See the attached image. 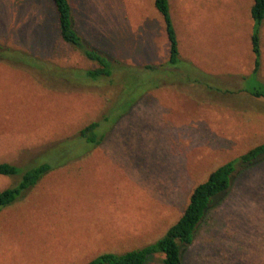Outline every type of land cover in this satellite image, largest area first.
I'll return each instance as SVG.
<instances>
[{
	"label": "rangeland",
	"instance_id": "obj_1",
	"mask_svg": "<svg viewBox=\"0 0 264 264\" xmlns=\"http://www.w3.org/2000/svg\"><path fill=\"white\" fill-rule=\"evenodd\" d=\"M68 1L84 42L107 59L135 68L166 66L168 40L154 0ZM48 2L0 0V47L86 67L57 38ZM250 4L169 0L179 57L195 69L197 56L205 57L204 68L215 66L208 84L198 73L197 84L158 78L156 70L134 73L117 98L120 75L113 85L58 87L0 62V162L19 166L100 120L115 101L121 113L146 83L160 80L88 158L51 172L0 209V264H85L102 253L142 248L177 221L191 190L213 170L264 144V98L242 90L264 85V57L261 81L222 76L219 69L245 58ZM15 183L0 176V191ZM182 253L184 264H264V157L237 166L229 190L214 199ZM161 262L156 255L146 264Z\"/></svg>",
	"mask_w": 264,
	"mask_h": 264
},
{
	"label": "trees",
	"instance_id": "obj_2",
	"mask_svg": "<svg viewBox=\"0 0 264 264\" xmlns=\"http://www.w3.org/2000/svg\"><path fill=\"white\" fill-rule=\"evenodd\" d=\"M48 1L52 10L57 38L62 46L76 53L86 63V67L60 65L54 59H43L30 49H21L13 45L0 47V62L33 71L41 82L46 79L45 82L50 86L57 85L58 87L76 88L98 83L113 85L114 80L119 78L116 76L120 75L123 84L117 98L124 96L126 88H128L125 79L133 77L134 73L142 74V72L156 70L157 73H161L158 78L164 76L186 83H199L197 69L179 57L178 41L172 23L169 0H154V7L161 16L168 40V61L162 68L152 66L135 68L112 62L84 42L75 28L68 0ZM250 17L252 20L251 50L254 57V68L250 77H256L260 68V28L264 22V0H253ZM184 66L189 70L187 71ZM183 68L184 71L181 72ZM146 84V87L139 91L137 96L125 104L126 107L121 113H116L119 106L115 101L100 120L91 121L82 126L76 136L72 138L52 143L24 165L0 162V176L17 179L14 186L0 191V209L10 207L22 199L51 172L88 158L102 144L117 120L127 113L145 93L158 88L160 80ZM257 86V88L249 89L248 92L255 97L264 98V85L257 84ZM207 87L212 89L210 85ZM73 152L76 154L72 155ZM260 157H264V144L251 148L241 156L213 170L205 181L191 190L180 217L155 242L123 253H102L85 264H146L156 255L162 256V264H184L183 248L192 244L196 230L214 199L229 190L237 166L251 165Z\"/></svg>",
	"mask_w": 264,
	"mask_h": 264
},
{
	"label": "crops",
	"instance_id": "obj_3",
	"mask_svg": "<svg viewBox=\"0 0 264 264\" xmlns=\"http://www.w3.org/2000/svg\"><path fill=\"white\" fill-rule=\"evenodd\" d=\"M252 3H253V0H251V4H250V8L252 6ZM264 23V22H263ZM248 25H251V31H250V41L247 42L248 45L247 47L244 49L245 51V58L243 60H241L240 63H237L236 65H234V67L232 69L230 68H227L225 67V65L221 66V74L222 76L224 75H227V72L231 74L232 77H240L241 80L243 81L244 78L246 77H250L252 72H253V68H254V57H253V54H252V50H251V32H252V22H247ZM263 25V24H262ZM261 29L262 27L260 28V50H261V55H260V68H259V71L257 73V78L259 81H261L259 79V74L262 72V69H263V57H264V50H263V44H262V38H261ZM249 33V32H248ZM230 39H228L229 41ZM199 42H203L202 41V37L201 35H199V38H197V48H198V45H199ZM234 42H236L234 40ZM202 58H205V57H202ZM200 56H197V73L198 74H202V76L204 77H209V78H206L205 80V83H210V81L208 80H212L214 77H215V72L213 71V69H215V66L214 67H210V68H204V66L202 65V62L200 61L202 59ZM211 87H213L212 84H209ZM245 93H247L248 95L252 96V97H255L253 96L252 94H250L248 92V90H244L242 89ZM258 98H262V97H258Z\"/></svg>",
	"mask_w": 264,
	"mask_h": 264
}]
</instances>
